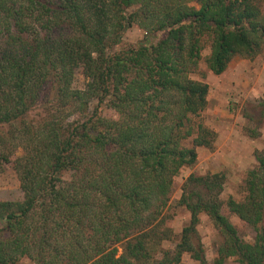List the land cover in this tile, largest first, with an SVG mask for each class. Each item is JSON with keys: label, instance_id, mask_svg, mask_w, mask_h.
<instances>
[{"label": "trees", "instance_id": "obj_1", "mask_svg": "<svg viewBox=\"0 0 264 264\" xmlns=\"http://www.w3.org/2000/svg\"><path fill=\"white\" fill-rule=\"evenodd\" d=\"M59 2L54 12L34 0L29 14L69 20L71 37H9L0 47V165L10 162L5 150L30 136L27 154L13 162L23 200L0 201V232L7 233L0 238V264H179L183 254L207 264L201 246L191 243L201 214L224 238L213 264H264V151L247 173L242 201H222L221 174L190 175L171 201L180 169L196 162L197 148L213 144L199 125L192 147L184 146L194 134L191 116L207 107L208 85L191 79L203 39L211 41L205 63L215 76L235 57L259 56L264 16L257 0ZM4 4L0 0V13L11 14ZM134 25L146 41L108 55ZM153 34L160 37L150 40ZM79 69L87 79L83 91L72 89ZM51 77L57 104L31 133L26 118ZM92 99H106L118 120L103 123L95 112L64 124L62 115L85 113ZM177 208L189 213V223L175 250L163 251L172 239L164 225ZM223 209L255 232L251 243L240 239Z\"/></svg>", "mask_w": 264, "mask_h": 264}, {"label": "rangeland", "instance_id": "obj_2", "mask_svg": "<svg viewBox=\"0 0 264 264\" xmlns=\"http://www.w3.org/2000/svg\"><path fill=\"white\" fill-rule=\"evenodd\" d=\"M34 1V0H33ZM32 1V2H33ZM30 0H5L6 9L11 8V14L5 11L0 13V47L9 37L16 39L19 36L25 39H33L38 33L39 36L51 35L53 38H65L73 35L71 23L67 19L57 18V14H48L34 11L32 17L29 14L31 7ZM40 6H48L54 12L60 8L59 0H39ZM264 16V0H257ZM198 8V4H189ZM3 6V7H4ZM39 7V4L36 5ZM41 8V7H40ZM42 12V13H41ZM48 21L51 22L48 24ZM28 29L26 33L19 32V24ZM5 25V26H4ZM9 29V32L4 31ZM160 35H148L151 40ZM146 41V33L137 25L128 29L120 45L106 53L126 50L140 42ZM211 41L204 38L203 48L200 53V60L197 69L191 75V79L208 85L207 107L197 116H191L190 127L194 129L193 136L184 142V146L192 147V139L198 133V126L201 125L209 133L207 139L213 142L211 148H197V159L192 166H185L180 169L179 174L174 178L171 201L178 200L181 195L182 184L190 175L206 176L221 174L224 176L222 201L229 197L240 202L245 197L244 185L247 173L257 167L255 156L264 151V46L259 56L254 59L235 57L228 65L225 72L220 76L213 75L206 67V59L210 54ZM55 79V78H54ZM52 77L40 93L37 106L26 118L30 125L29 131L34 133L47 119V107L57 104V85H53ZM87 79L82 71L75 70L72 80V89L83 91ZM101 119L103 123L118 120L117 113L110 109L107 100L99 103L92 99L85 113H72L64 116L66 123H82L94 117ZM54 113V112H53ZM63 114L68 112L64 111ZM7 127L1 132H6ZM32 136V135H31ZM15 141V148L5 150L10 158L9 163L0 165V201L17 203L23 200V193L20 189L17 175L13 168L16 158L27 154L28 143L25 139ZM11 151V152H10ZM64 180H72L70 173L64 174ZM223 214L234 225L238 236L243 242L251 243L255 232L235 215L223 209ZM170 219H166L164 232L171 235L170 241H164L161 245L163 251L172 252L179 242L182 229L189 223V213L184 208H177ZM264 226V223L263 225ZM0 238L6 239L7 233L0 232ZM222 234L216 229L211 220L205 215L199 216V223L196 226V233L192 237L193 246L200 245L207 264H213L217 257V249L223 242ZM118 247V245H117ZM122 250L117 249L116 257L121 256ZM28 259H22L19 264H29ZM179 264H198L190 254H183ZM225 264H236L234 259H228Z\"/></svg>", "mask_w": 264, "mask_h": 264}]
</instances>
